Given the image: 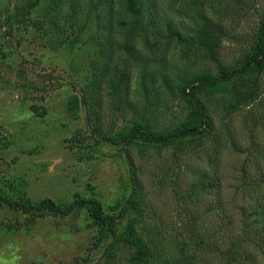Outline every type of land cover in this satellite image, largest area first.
<instances>
[{"label": "rangeland", "instance_id": "rangeland-1", "mask_svg": "<svg viewBox=\"0 0 264 264\" xmlns=\"http://www.w3.org/2000/svg\"><path fill=\"white\" fill-rule=\"evenodd\" d=\"M34 1L0 0V188L10 193L8 180L23 181L33 202L49 198L65 204L77 194L91 197L94 188L105 211L113 214L132 192L128 159L111 143L79 145L89 133L87 111L68 110L69 100L87 90L91 64L97 61L96 44L88 37L95 25L88 23L80 42L65 43V37L48 31L49 1L40 0L30 13ZM89 2L79 0L83 18ZM71 3L76 0H68L60 11L61 26L70 25ZM203 11L224 30L223 63L230 66L243 59L260 36L264 0H204ZM115 40L123 41L117 32ZM169 42L160 43L157 57L177 63L180 48L166 46ZM142 65L136 61L132 72L140 73ZM196 68L218 74L208 60L197 58ZM259 82L257 98L235 110L228 107L234 96L230 91L201 97L214 132L197 145L130 149L143 191V215L136 228L144 239L155 241L160 255L152 264H174L183 252L190 264H228L224 254L238 241L240 259L232 264H264V72ZM111 102L116 101L104 92V127L116 134L128 129L135 116L127 106L117 109ZM32 106L45 116H36ZM189 111L170 94L168 109L151 117L162 131L180 125ZM91 152L95 159L88 158ZM202 172L218 178L217 190L196 186ZM137 216L128 210L120 220L110 264H131L132 249L118 238ZM25 219L22 212L0 209V264H107L111 239L98 243V228L85 210L67 218L40 219L30 232L5 231L4 224Z\"/></svg>", "mask_w": 264, "mask_h": 264}, {"label": "trees", "instance_id": "trees-1", "mask_svg": "<svg viewBox=\"0 0 264 264\" xmlns=\"http://www.w3.org/2000/svg\"><path fill=\"white\" fill-rule=\"evenodd\" d=\"M39 1L35 0L29 5L30 13L38 6ZM47 1L48 31L59 34V38L65 37V43L80 42L88 23L93 22L95 25V31L88 37L96 44L97 61L91 64L87 90L82 91L81 96L75 95L69 100L68 110L74 112L84 107L87 111L89 133L82 137L79 145L96 148L102 143H111L120 146L129 162L132 192L125 205L118 212L115 211L118 208L116 206L112 214L105 211L94 188L91 197L77 194L70 204L57 203L49 198L33 202L26 195V184L23 181L15 183L8 180L5 184L11 194L0 188V209L22 212L26 219L23 222L17 220L6 223L4 229L8 233H17L22 229L30 232L40 219L50 216L67 218L85 210L92 226L98 228V243L111 239L106 249L107 264H110L116 255L114 241L117 239L120 220L128 210H134L138 216L131 220L118 238V243L122 241L132 249L131 264H152L160 255L155 241L144 239L136 228L138 217L143 215V191L130 149L138 145L158 148L176 146L181 149L183 144L197 145L211 136L214 127L207 106L201 98L204 94L234 93L233 101L228 105L232 110L254 101L258 96L260 76L264 72V24L251 51L237 63L226 66L221 59L225 33L203 11L204 0H91L86 18L80 16L79 0H76V4H70V25L63 26L59 24V16L68 0ZM176 1L180 4L177 8L173 6ZM162 2L166 4L163 7L160 6ZM182 15L189 17V22ZM116 32L123 40L121 44L115 40ZM150 37L154 41H150ZM164 40L170 41L166 46L174 43L180 48L181 61L169 63L164 55L157 57L160 43ZM167 48L169 47L165 49ZM116 54L118 55L115 56ZM197 58L214 63L218 74L198 70ZM136 61L143 64L140 73H133L131 70ZM104 92L112 100L115 99L116 102L111 104L117 109L127 106L134 113L135 117L128 129L116 134L105 129L101 116ZM170 94L187 104L189 115L177 127L159 131L158 124L151 115L168 109ZM32 110L38 117L46 114L36 106H32ZM91 140L94 142L92 146ZM88 158L95 159V156L91 152ZM219 185L216 176L210 172H202L196 186L210 191L217 190ZM239 243L240 241L235 242L224 254L228 264L239 261ZM188 259L183 252L181 258L173 263L190 264Z\"/></svg>", "mask_w": 264, "mask_h": 264}]
</instances>
